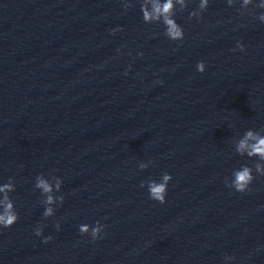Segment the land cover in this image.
I'll use <instances>...</instances> for the list:
<instances>
[{
	"label": "water",
	"instance_id": "95a60500",
	"mask_svg": "<svg viewBox=\"0 0 264 264\" xmlns=\"http://www.w3.org/2000/svg\"><path fill=\"white\" fill-rule=\"evenodd\" d=\"M140 2L0 0V180L15 178L19 213L0 230V264H264V176L246 193L225 186L242 162L232 143L264 131L260 10L211 0L200 20L178 14L185 37L170 41ZM165 171L159 204L140 181ZM39 172L63 179L47 220ZM96 220L101 239L79 233Z\"/></svg>",
	"mask_w": 264,
	"mask_h": 264
},
{
	"label": "clouds",
	"instance_id": "9594fccd",
	"mask_svg": "<svg viewBox=\"0 0 264 264\" xmlns=\"http://www.w3.org/2000/svg\"><path fill=\"white\" fill-rule=\"evenodd\" d=\"M211 0H141L139 10L144 24L156 25L162 30V35L170 41H182L185 37L183 26L177 22L178 14L187 11L188 19L200 20L203 13L209 7ZM122 8L129 9L133 0H120ZM226 5L231 8L238 5L237 11L241 15H247L249 8L259 9L256 19L264 24V0H225ZM190 4L194 7L189 8ZM119 27L111 29L112 33L119 31ZM235 49L244 51L245 45L240 41L236 42ZM233 49V50H235ZM119 52V49H117ZM142 56V52L137 53ZM195 70L203 73L206 70V63L199 60L195 64ZM127 74V70H125ZM155 83L162 84L157 80ZM232 152L241 158L237 167H233L230 175L225 178V186L239 193L250 191V186L256 176H264V131L259 128H245L231 145ZM153 164L151 159L139 160L137 167L140 170L148 169ZM173 177L170 172H163L158 177L148 176L140 181V187L147 192L148 199L159 204L167 202V192ZM16 180L8 176L0 180V230L10 228L19 219L17 205L13 193L16 191ZM32 188L39 192L42 204L41 216L44 220L54 217L57 208L64 203L63 179L59 175H45L39 172L34 176ZM57 231L61 224L57 221L54 224ZM106 225L100 220L92 224L81 223L78 231L81 235H88L92 240L101 239L104 235ZM36 237H41L43 242L52 239L51 235H44V225L37 223L33 227ZM234 255H225L221 264H234Z\"/></svg>",
	"mask_w": 264,
	"mask_h": 264
}]
</instances>
